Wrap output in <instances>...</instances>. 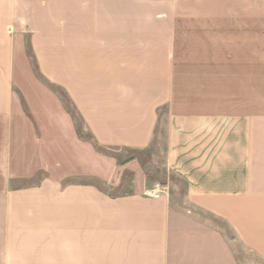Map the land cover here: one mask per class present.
Listing matches in <instances>:
<instances>
[{"label":"crops","instance_id":"0c3cea01","mask_svg":"<svg viewBox=\"0 0 264 264\" xmlns=\"http://www.w3.org/2000/svg\"><path fill=\"white\" fill-rule=\"evenodd\" d=\"M122 1L67 0L65 24L36 31L38 65L101 147L148 149L166 109L167 190L147 196L156 180L137 157L97 152L53 89L23 84L14 43L0 72V264H264V43L234 25L242 56L220 66L213 39L187 83L171 11ZM248 5L228 12L258 16L263 36L264 0Z\"/></svg>","mask_w":264,"mask_h":264},{"label":"rangeland","instance_id":"374dc122","mask_svg":"<svg viewBox=\"0 0 264 264\" xmlns=\"http://www.w3.org/2000/svg\"><path fill=\"white\" fill-rule=\"evenodd\" d=\"M255 1L247 0V3L244 4L243 0H123L122 6L126 8L139 7V9L151 7L156 12L171 11V14H168V17L171 18L170 23L178 28L176 33L172 32V34H176V46H172V64L176 67V76L185 78L186 82L190 83L194 81L193 74L196 71L200 72L206 68L201 64V59H204L208 50H211L209 47L211 40L216 39L218 43L220 66L223 61L225 65L226 55L232 53L233 50L236 55L242 56L243 49H232L227 43L231 38L230 35H235L236 39H243V32L232 33L234 25L243 22L249 23L252 26V31L246 32L245 37L250 35L252 41L260 39L264 43V35L262 36L258 30V16H240V20H236L237 17L231 16L228 12L229 8L231 11L233 8L242 9V7L256 9L255 7L258 5L255 7L248 5L249 2L254 3ZM253 11L251 14L254 13ZM66 12L67 0H0V72L7 71V57L10 56L11 52L9 51L13 48L14 43L20 44L16 51L15 66L18 79L23 84L31 83L30 75L40 79L58 94L64 109L74 120L76 133L81 139L90 142L97 152L114 156L120 162L137 157L141 168H144L154 180L167 185L168 178L164 163L168 148L167 125L169 121L166 109L160 112L156 137L148 149L133 151L104 148L94 141L81 116L66 96L64 89L59 85L47 82L41 75L33 41L35 36L41 35V33L36 31L39 30L38 28H42L45 29L44 32L46 31L42 33L49 35L53 23L61 26L65 24ZM206 12L208 16L201 14ZM195 13H198L199 16H194ZM253 52L254 49H251L252 56H254ZM129 181L130 176L127 175L124 177L123 188L111 189L109 192L112 194L126 192Z\"/></svg>","mask_w":264,"mask_h":264},{"label":"built area","instance_id":"2783aa9c","mask_svg":"<svg viewBox=\"0 0 264 264\" xmlns=\"http://www.w3.org/2000/svg\"><path fill=\"white\" fill-rule=\"evenodd\" d=\"M167 190V186L159 181L154 182L149 188L146 189L145 194L149 197L158 199Z\"/></svg>","mask_w":264,"mask_h":264}]
</instances>
